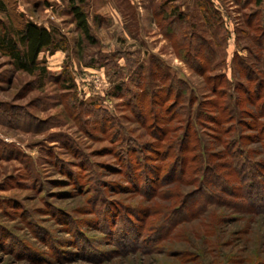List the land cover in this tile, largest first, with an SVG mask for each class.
<instances>
[{
	"label": "rangeland",
	"instance_id": "rangeland-1",
	"mask_svg": "<svg viewBox=\"0 0 264 264\" xmlns=\"http://www.w3.org/2000/svg\"><path fill=\"white\" fill-rule=\"evenodd\" d=\"M201 1L88 0L84 9L96 43L79 45L82 34L71 21L65 0H15L14 6H26L27 19L54 28L65 44L53 54H39L46 68L42 89L34 88L37 77L14 71L0 56V104L10 106L0 107L32 128L0 124V264H264V214L245 212L238 198L228 194L222 204L158 242L136 241L132 231L137 226L127 225L120 233L121 207L137 223L136 214L141 215L135 208L149 204L122 173L123 160L114 154L117 142L108 136L112 129L97 121L117 120L148 154L154 153V134L162 122L155 119L143 128L129 109L135 103L128 105L125 100L129 92H141L131 83V73L153 59L188 82L203 102L210 99L204 78L178 57L175 38L170 36L176 26L171 25L170 15L166 20L164 16L176 8L191 24L202 25L213 38L228 78L234 52L246 57L252 47L243 22L253 4L239 7L228 0H210L217 14L207 26L208 14L198 6ZM0 18L8 22L6 16ZM142 81H148L146 73ZM66 85L71 89H64ZM144 100L136 105L143 108ZM173 101L171 96L165 103L168 110ZM143 110L142 114L155 118L152 110ZM214 128L200 130L217 154L222 148ZM71 146L76 155H71ZM251 147L262 159L260 143ZM80 153L90 164L84 172L82 160L76 157ZM78 174L86 176V188H78ZM193 186L178 188L185 191ZM97 189L114 205L112 213L109 206L91 203ZM105 212L113 218L110 226L101 221Z\"/></svg>",
	"mask_w": 264,
	"mask_h": 264
},
{
	"label": "trees",
	"instance_id": "trees-1",
	"mask_svg": "<svg viewBox=\"0 0 264 264\" xmlns=\"http://www.w3.org/2000/svg\"><path fill=\"white\" fill-rule=\"evenodd\" d=\"M87 1L65 0L71 21L82 34V39L77 42L79 45L96 43L84 9ZM228 1L239 7L254 6L243 22L248 28L246 35L253 48L247 49L246 57L240 56L237 50L234 52L230 78L222 69L223 60L216 56L212 36H208L202 25L191 24L186 15L176 8L164 16L165 20L172 17L171 25L176 26L170 36L175 38L172 40L178 57L190 70L204 78L210 94L208 102H203L201 94H196L188 82L169 74L157 59L151 60L145 68H137L130 75L131 83L141 91L129 92L125 96L128 105L130 101L135 103L129 106L131 113L143 128L155 119L162 122L157 128L159 133L154 134L157 142L152 148L153 154H148L149 150H144L142 144L132 138L127 128L117 120L105 117L97 121L98 125L112 129L108 136L117 142L114 154L123 160L122 173L149 204L144 208H135L141 215L136 214L137 223L128 219L126 209L122 207L118 217L123 224L120 233L127 229V225L137 226L132 233L134 239L141 240L143 245L169 237L180 225L222 204V197L227 194L228 197L238 198L245 212L264 214V0ZM14 3L15 0H0V14L8 20L5 22L0 18V56L8 59L14 71L37 77L34 88L42 89L46 68L39 54L42 51L53 54L63 47L65 40L57 38L54 28L27 19L24 12L17 11ZM211 4L210 0H202L198 4L199 9L208 14L206 23L217 14ZM158 12H164L162 6ZM207 26L211 24L207 23ZM144 73L148 76L147 82L142 81ZM165 84L162 90L155 88ZM64 89H71V86L66 85ZM171 96L174 104L168 110L165 103ZM146 97L150 98L149 102L144 100ZM141 100H144L141 104L143 108L136 105ZM71 105L78 109L74 102ZM1 107L0 124L32 129L18 123L17 117H9L10 114ZM144 108L152 110L155 118L151 120V116L142 114ZM209 126L215 127L216 139L221 144L222 149L217 154L204 137L206 134L200 130ZM256 141L261 147L263 158L260 160L251 147ZM69 150L71 155H76L75 148L71 146ZM80 155L76 157L82 160L79 165L84 172L90 164L85 155ZM85 177L78 174V188H86ZM140 182L141 188L138 187ZM175 184L195 186L181 191ZM90 198L94 206H109L112 213L114 205L106 200L102 191H93ZM158 200L165 203L158 204ZM128 212L133 214L134 210ZM104 215L102 223L110 226L109 221L113 218L106 212Z\"/></svg>",
	"mask_w": 264,
	"mask_h": 264
},
{
	"label": "crops",
	"instance_id": "crops-1",
	"mask_svg": "<svg viewBox=\"0 0 264 264\" xmlns=\"http://www.w3.org/2000/svg\"><path fill=\"white\" fill-rule=\"evenodd\" d=\"M17 11H22V12L26 13V6H22L20 8H18V6H17Z\"/></svg>",
	"mask_w": 264,
	"mask_h": 264
}]
</instances>
